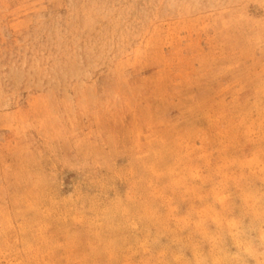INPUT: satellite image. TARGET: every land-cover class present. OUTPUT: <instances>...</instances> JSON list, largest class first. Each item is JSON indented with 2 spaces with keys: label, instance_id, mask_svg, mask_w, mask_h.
<instances>
[{
  "label": "rangeland",
  "instance_id": "obj_1",
  "mask_svg": "<svg viewBox=\"0 0 264 264\" xmlns=\"http://www.w3.org/2000/svg\"><path fill=\"white\" fill-rule=\"evenodd\" d=\"M0 264H264V0H0Z\"/></svg>",
  "mask_w": 264,
  "mask_h": 264
}]
</instances>
